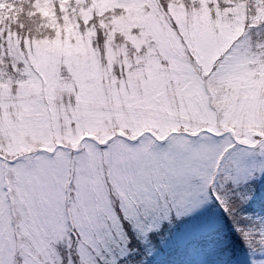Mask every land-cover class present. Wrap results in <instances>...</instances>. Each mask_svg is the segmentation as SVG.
Wrapping results in <instances>:
<instances>
[{
  "label": "rangeland",
  "instance_id": "rangeland-1",
  "mask_svg": "<svg viewBox=\"0 0 264 264\" xmlns=\"http://www.w3.org/2000/svg\"><path fill=\"white\" fill-rule=\"evenodd\" d=\"M15 1L0 0V6L9 11ZM72 1L80 5L78 13L55 17L39 30L32 24L28 34V21L36 16L37 6L40 17L48 7L33 2L30 8L25 6L18 31L10 20L0 19V143L27 137L33 89L46 91L69 117L70 107L75 112L69 137L43 145L51 158L39 159L35 168L23 163L10 166L13 162L0 155V264L17 260L18 264H72L64 250L70 243L64 186L71 168L75 170L71 221L81 237L76 252L85 264L118 257L124 240L120 213L144 236L173 216L195 220L211 202L207 183L214 165L225 157L224 182L237 186L238 196L251 200L264 187V71L260 68L241 77L243 99L230 111L241 123L234 126V139L172 137L161 146L121 139L112 131L126 130L121 125L141 130L150 123L164 125L163 117L179 95L171 85L177 59L186 49L213 50L221 36L227 43L215 51L219 55L244 36L236 47L253 53L246 63H259L255 54L264 49V0H251L250 13L244 0H169L165 10L159 0ZM93 4L97 7L90 11ZM17 12L15 8L13 13ZM41 28L52 35H40ZM100 53L106 71L101 70ZM20 63L28 64L30 79L8 75ZM100 129L108 131L101 135ZM87 131L98 138H82ZM210 131L216 133L215 128ZM22 155L18 153L16 159ZM6 167L13 192L3 185ZM3 189L13 193V205ZM254 218L260 221L254 229L264 238V214L256 213ZM229 232L224 242L211 248L220 249L211 256L213 262L264 264V248L233 249ZM174 258L168 264H178Z\"/></svg>",
  "mask_w": 264,
  "mask_h": 264
},
{
  "label": "clouds",
  "instance_id": "clouds-1",
  "mask_svg": "<svg viewBox=\"0 0 264 264\" xmlns=\"http://www.w3.org/2000/svg\"><path fill=\"white\" fill-rule=\"evenodd\" d=\"M22 2L31 7L29 0ZM31 22L33 25H43L45 20L37 14L31 18ZM29 31L30 29H27L25 34ZM40 35L52 33L46 28H41ZM244 39V36L239 37L219 55H215V51L227 43L225 37L218 36L215 49L210 50L205 46L198 50L186 49L183 55L178 57L177 70L171 86L179 95L173 107L164 115L163 126L150 123L141 130L135 125H121L126 127V131L122 133L116 129L112 131L116 135H122L126 140L135 139L137 142L146 140L161 146L172 137H182L191 141L234 139L229 129L233 126L239 128L241 123L239 117L230 115V111L233 104L243 99L245 88L241 77L247 76L257 68L264 71V49L255 54L259 56V63L248 64L245 61L253 53L236 47ZM95 47L99 51L101 45L97 43ZM98 59L101 70L106 71L104 54L100 53ZM12 62L15 65V61ZM29 72L28 64L20 63L19 66H14L8 75L14 79H30ZM32 91L33 109L27 113V120L32 127L27 137L6 138L0 143V155L4 156L5 161L13 162L10 166L23 163L35 168L39 159L51 158L43 145L59 143L61 137L67 139L71 131L70 120L75 119L74 108L70 107L67 110L73 112L69 117L62 106L54 104L53 98L46 91L42 89ZM212 128L216 129V133L210 131ZM99 131L101 135H105L108 129ZM18 153L23 154L20 160L16 159Z\"/></svg>",
  "mask_w": 264,
  "mask_h": 264
},
{
  "label": "trees",
  "instance_id": "trees-1",
  "mask_svg": "<svg viewBox=\"0 0 264 264\" xmlns=\"http://www.w3.org/2000/svg\"><path fill=\"white\" fill-rule=\"evenodd\" d=\"M159 1L163 6L162 9L165 10L166 2L169 0ZM29 2L31 5L33 2L36 5L41 4V6L44 5L49 8L48 13L41 17L45 20V23L43 25H36L38 30L39 26L48 25L55 17L62 18L64 15L76 14L80 9V5L78 6V3L72 0H29ZM243 2L245 11L250 13L252 1L244 0ZM11 4L13 6L9 11H6L5 7L0 6V19L2 21L5 19L10 20L12 26L18 31V24L24 16L23 8L26 4L22 0H17ZM38 7L36 8V15L40 16L41 13ZM15 8L18 11L17 13H13ZM20 25L22 32L23 25L21 23ZM0 26H2L1 22ZM28 28L33 31L31 19L28 21ZM2 32L7 33L6 29H3ZM223 184H225L224 181ZM235 196L239 198L236 191ZM263 207L264 187L253 195V200L250 202L247 199L244 200V197L240 200L233 199V201L230 197H226L222 198V205H218L212 199L207 209L198 217L195 216V220L191 219L190 216L183 219L173 216L163 221L157 228L149 230L145 236L138 230L130 226L127 227L124 223L121 228L124 240L121 242L120 254L114 261L108 259L101 260L100 264H161L172 257L173 253L181 256L184 259L183 261L192 260L193 264H212L210 255L214 251L209 250L211 244H206V238L225 231L230 227V224L243 225L244 220L240 216L243 211L251 208L262 209ZM203 222L206 224L201 225ZM234 238L239 247L248 246L246 240L242 239L241 233L235 234ZM64 250L68 258H71L72 264H85L79 259L76 247L73 245L66 246Z\"/></svg>",
  "mask_w": 264,
  "mask_h": 264
},
{
  "label": "snow or ice",
  "instance_id": "snow-or-ice-1",
  "mask_svg": "<svg viewBox=\"0 0 264 264\" xmlns=\"http://www.w3.org/2000/svg\"><path fill=\"white\" fill-rule=\"evenodd\" d=\"M209 195H214V193H211V192H210Z\"/></svg>",
  "mask_w": 264,
  "mask_h": 264
}]
</instances>
